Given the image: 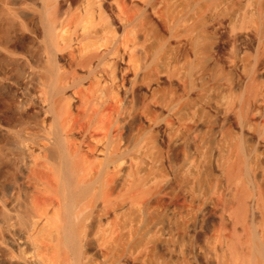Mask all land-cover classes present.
Returning a JSON list of instances; mask_svg holds the SVG:
<instances>
[{
  "label": "bare ground",
  "instance_id": "obj_1",
  "mask_svg": "<svg viewBox=\"0 0 264 264\" xmlns=\"http://www.w3.org/2000/svg\"><path fill=\"white\" fill-rule=\"evenodd\" d=\"M0 264H264V0H0Z\"/></svg>",
  "mask_w": 264,
  "mask_h": 264
}]
</instances>
